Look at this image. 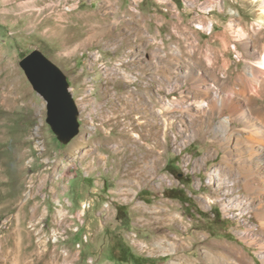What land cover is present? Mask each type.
Segmentation results:
<instances>
[{
	"label": "rangeland",
	"instance_id": "374dc122",
	"mask_svg": "<svg viewBox=\"0 0 264 264\" xmlns=\"http://www.w3.org/2000/svg\"><path fill=\"white\" fill-rule=\"evenodd\" d=\"M33 50L66 77L67 131L21 66ZM259 108L264 0H0V246L59 264H197L215 240L262 264L239 234L259 225L234 205L248 174L264 188V153L243 137L264 125Z\"/></svg>",
	"mask_w": 264,
	"mask_h": 264
},
{
	"label": "bare ground",
	"instance_id": "6f19581e",
	"mask_svg": "<svg viewBox=\"0 0 264 264\" xmlns=\"http://www.w3.org/2000/svg\"><path fill=\"white\" fill-rule=\"evenodd\" d=\"M249 74L251 77L256 75L254 70H252L251 66H250ZM232 94H235V93H232ZM216 101H218L219 103H222L223 101L233 102V97L230 94L222 97V96H219V94L217 92H214L213 103H215ZM235 110H237V109H235ZM237 112H239V113H237ZM235 114H237V115L239 114L238 115L239 117L240 116L243 117L244 111L242 112V110L238 109L237 111L233 112L234 116H235ZM257 114L264 121V108H259ZM232 117H231V115H223L221 117V120L224 123H226V125L228 126V129H230V130H232V126H231ZM5 118L6 117H4V115H2L3 120L0 121V126H2L4 124ZM256 120H258V119H256ZM250 121H252V120H248L247 125H245L246 134L243 136L246 139V145L251 150L257 151L258 149H260L264 153V125L263 126H261L260 124L257 125L254 121H252V122H250ZM261 124H262V122H261ZM263 124H264V122H263ZM0 131H2L1 133H3L4 129H2ZM230 132L231 131H229L228 133L230 134ZM242 135L243 134H241V136ZM249 150H248V152H249ZM2 163H3V161L0 160V180H4V178L1 177V174H4V168L2 166ZM246 166H247V170L249 169L248 171L250 173V170H251L250 166L249 165H246ZM129 170L127 169V171H128L126 174L127 176L129 174L132 175L131 173H134L133 171H131L132 169L130 171ZM251 173H253V172H251ZM138 176L136 179H139ZM214 177H215V175L211 174L210 178L213 179ZM250 177H251L250 174H248L247 178L245 179L246 183H242L243 188L246 191L245 192L246 193V200L242 201L241 199H239V201H238L237 198H235L236 204H234V203L233 204L236 205L238 207V209L241 210L240 215L241 214L242 215L247 214V218L248 217L252 218L253 221L258 223V225H259L258 230H255V228L253 229L251 224H249L247 226L246 231L242 230L239 232V234H242V235H240V238L245 239L246 243L248 245L255 246L254 247V248H256L255 252L258 255V257H260L262 264H264V188L260 189V188H258L259 186L256 187L255 183H252L253 180L251 178H253V177H251V178ZM219 180H220L219 184H223V182L226 181L224 178L223 179L220 178ZM243 182H245V181H243ZM120 183L122 184V186L119 187L118 192L120 194L124 195L126 198L130 197L129 199L132 200L131 196H132L133 190L129 186H127L128 183L126 182V180L122 179L120 181ZM138 207L141 209V211H148L149 210V207H147L144 204H141L140 202H138ZM223 208H226V205H224ZM166 211L167 212L165 214H163V215L161 214L163 216V218H164V216H166V217L171 216V217L176 218V220L178 218H181V215L178 212L171 211L170 208H167ZM142 214H143V212H142ZM161 215L160 214L155 215L156 220H157L155 222H158L159 224L162 223L163 218L161 217ZM142 218H144V221L147 225L152 224L151 222L148 221L146 215L145 216L143 215ZM149 220H151V219H149ZM164 223L165 222H163V224ZM202 237L205 238L206 236L204 237L202 235L201 238ZM155 244L158 248H160V245H161L160 241H157ZM203 244L205 246L204 245L202 246L201 255L199 256L200 258H199V260L196 261L197 264H254L252 258L246 252H244V250L241 247H237V246L232 245L226 241L208 240L207 242H203ZM40 248H41L40 246H36V247L30 248V249H27L23 252H20L17 250H8V249L2 248L0 246V258H3L2 264L6 263V262H10V264H59L57 253H55L53 250H50L49 248H45L43 251L40 250ZM187 261L191 262L190 259H187Z\"/></svg>",
	"mask_w": 264,
	"mask_h": 264
},
{
	"label": "water",
	"instance_id": "95a60500",
	"mask_svg": "<svg viewBox=\"0 0 264 264\" xmlns=\"http://www.w3.org/2000/svg\"><path fill=\"white\" fill-rule=\"evenodd\" d=\"M21 66L36 92L45 100L49 121L58 130H68L76 105L62 71L38 50L23 56Z\"/></svg>",
	"mask_w": 264,
	"mask_h": 264
},
{
	"label": "trees",
	"instance_id": "16d2710c",
	"mask_svg": "<svg viewBox=\"0 0 264 264\" xmlns=\"http://www.w3.org/2000/svg\"><path fill=\"white\" fill-rule=\"evenodd\" d=\"M122 255H124V253H122ZM139 258V257H138Z\"/></svg>",
	"mask_w": 264,
	"mask_h": 264
},
{
	"label": "built area",
	"instance_id": "2783aa9c",
	"mask_svg": "<svg viewBox=\"0 0 264 264\" xmlns=\"http://www.w3.org/2000/svg\"><path fill=\"white\" fill-rule=\"evenodd\" d=\"M237 56V55H236Z\"/></svg>",
	"mask_w": 264,
	"mask_h": 264
}]
</instances>
